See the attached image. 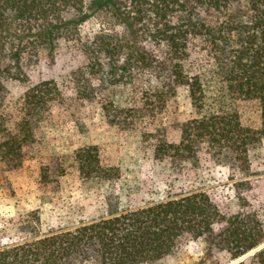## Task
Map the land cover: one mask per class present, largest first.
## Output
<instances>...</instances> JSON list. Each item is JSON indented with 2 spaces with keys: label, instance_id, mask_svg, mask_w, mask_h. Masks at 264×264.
Here are the masks:
<instances>
[{
  "label": "trees",
  "instance_id": "16d2710c",
  "mask_svg": "<svg viewBox=\"0 0 264 264\" xmlns=\"http://www.w3.org/2000/svg\"><path fill=\"white\" fill-rule=\"evenodd\" d=\"M94 17L102 19L99 30L83 40L81 26ZM62 38L78 40L88 68L112 83L130 82L140 71L152 81L155 75L156 85L142 93L158 100L182 85L200 108L206 98L215 97L218 108L209 105L181 124L177 142L161 139L156 155L186 160L206 144L216 160L248 167V150L264 135V0H0V104L2 72L23 78L21 60L52 52ZM197 40L209 67L193 72L188 63ZM205 73L216 83V96L206 94ZM58 94L53 80L25 90L16 128L4 129L0 140V158L9 169L21 166L24 146L34 141L35 129ZM240 98L258 101L259 127L242 124L235 107ZM75 156L86 179L112 177L96 145L78 148ZM217 222L223 226L216 246L231 259L264 241V227L254 213L224 217L207 192L192 190L2 247L0 264L151 262L169 254L184 234L212 235ZM257 258L264 264V247Z\"/></svg>",
  "mask_w": 264,
  "mask_h": 264
},
{
  "label": "rangeland",
  "instance_id": "374dc122",
  "mask_svg": "<svg viewBox=\"0 0 264 264\" xmlns=\"http://www.w3.org/2000/svg\"><path fill=\"white\" fill-rule=\"evenodd\" d=\"M100 22L96 17L86 21L82 39L99 30ZM202 44L197 40L188 63L193 72L209 67ZM87 59L78 40L62 38L52 52L21 60L23 78H13L8 70L1 74L0 140L4 129L16 128L28 86L53 80L59 94L48 104L34 141L24 146L21 166L9 169L0 158V248L192 190L207 192L224 217L254 213L264 227V135L249 148L247 168L216 160L206 144L190 159L159 157L158 142H177L181 124L203 114L209 105L219 107L215 97L206 98L200 108L182 85L158 100L142 93L156 85L154 74L153 81L138 71L130 82L112 83L89 69ZM203 80L207 96H216L209 74ZM164 82L171 88L169 80ZM89 93L93 95L86 97ZM235 107L243 125L260 126L257 100L240 98ZM88 145L97 146L100 162L112 177L81 175L75 152ZM222 226L217 222L210 236L184 234L169 254L139 264H259L257 254L264 241L231 259L216 246Z\"/></svg>",
  "mask_w": 264,
  "mask_h": 264
}]
</instances>
